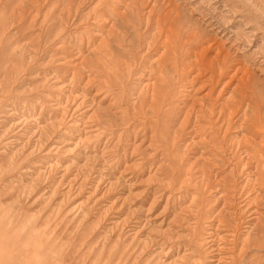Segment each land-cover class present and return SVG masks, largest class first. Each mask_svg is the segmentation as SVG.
<instances>
[{"label": "rangeland", "instance_id": "rangeland-1", "mask_svg": "<svg viewBox=\"0 0 264 264\" xmlns=\"http://www.w3.org/2000/svg\"><path fill=\"white\" fill-rule=\"evenodd\" d=\"M210 23L244 65L264 60V0H0L6 264L35 246L69 264H264V160L238 145L242 111L227 128L234 83L192 80Z\"/></svg>", "mask_w": 264, "mask_h": 264}, {"label": "bare ground", "instance_id": "bare-ground-1", "mask_svg": "<svg viewBox=\"0 0 264 264\" xmlns=\"http://www.w3.org/2000/svg\"><path fill=\"white\" fill-rule=\"evenodd\" d=\"M127 5V4H126ZM176 6H174L175 8ZM122 8V7H121ZM128 8V7H127ZM126 8V9H127ZM125 9V8H124ZM125 9V10H126ZM122 10V9H121ZM124 10V12H126ZM149 11H152L149 10ZM171 11V9H170ZM177 11V10H176ZM119 12V10H118ZM123 12V11H122ZM153 12V11H152ZM151 12V13H152ZM166 14L164 13V17H166L167 11H165ZM120 13V12H119ZM150 14V12H148ZM161 13V12H160ZM176 13V12H175ZM178 13V14H177ZM176 14L179 15V12H177ZM114 14V13H113ZM122 14V13H121ZM124 14V13H123ZM122 14V15H123ZM126 14V13H125ZM128 14V13H127ZM159 14V13H158ZM175 14V15H176ZM120 15V16H122ZM160 15V14H159ZM176 15V16H177ZM48 16V15H47ZM116 16V15H114ZM158 16V15H157ZM169 16V15H168ZM167 16V17H168ZM46 17V16H45ZM129 17V16H128ZM147 17V14H146ZM149 17V15H148ZM147 17V18H148ZM162 17H163V13H162ZM172 17V16H171ZM173 17H175L173 15ZM173 17L171 19H173ZM47 18V17H46ZM106 18V17H104ZM120 17H118L119 19ZM122 18V17H121ZM150 18H153L150 17ZM159 18V16H158ZM123 19V18H122ZM155 19V18H154ZM162 19V18H161ZM167 19V18H166ZM152 19H149V21ZM156 20V19H155ZM159 20L158 19V25L159 24ZM165 20V19H163ZM198 20V19H197ZM213 20V19H212ZM157 21V20H156ZM168 21V20H167ZM170 21V20H169ZM174 21V20H173ZM105 22H110V28H112V22L109 20H105ZM201 22V21H200ZM215 22V21H214ZM107 23V24H108ZM161 23V22H160ZM163 23V22H162ZM161 23V24H162ZM167 23V22H166ZM208 23V22H207ZM115 24V23H114ZM173 24V23H172ZM164 25V24H163ZM170 25V24H169ZM214 25V24H213ZM212 23L207 24V28L210 31V37L207 39V41L205 43H201V45L198 47V49L196 51L193 52V56H191L190 58H192L189 62L193 63V65H196V70L197 73L196 75H194L192 78V80H194L196 77H202L204 76V70L208 71L207 75L209 74L207 80L211 81L213 83H218L221 79L223 78H228L227 82H225V85H229V84H233L234 86L232 87V89L229 92V95H231V99H233L232 102V107H228L231 110L226 113V117L229 114V118L227 120V128L230 127V123L232 122V118L234 117L235 114H238L240 111V115H239V128H241L243 131H247L249 132V134H241L238 137V145L241 146L244 149V153L247 159H252L254 158L257 166L259 161L264 160V83H261V77L264 79V60H260V62H256L253 61L252 59L249 61L248 60V66L244 65L240 59H245L248 58L246 55L244 56L243 54H239V49L242 48L241 44L238 46H235V44L232 40H229V38H226V40H222V38L226 35L222 32L224 31H219L221 28L220 26L216 25L217 27H215V25L213 26ZM109 27V26H108ZM169 27V26H168ZM105 28V27H103ZM217 28V29H216ZM170 31H172L171 29H168ZM216 30V31H215ZM224 30V29H222ZM98 31V30H97ZM113 31V30H112ZM107 32V31H106ZM109 32V31H108ZM162 31H161V35H162ZM165 33V31H164ZM167 33V32H166ZM171 33V32H170ZM173 33V32H172ZM111 34V32H110ZM114 34V32H113ZM159 34V33H158ZM175 34V33H174ZM247 34V33H246ZM250 35V33H248ZM253 34V33H252ZM251 34V36H252ZM108 38H109V33L107 34ZM168 36L170 34H167ZM166 35V36H167ZM177 35V34H176ZM179 35V34H178ZM249 35L247 37H245V42H244V48L245 46H248V48L246 49V52H248V50L252 49V47L254 46V42L255 40H252ZM254 35V34H253ZM111 36V35H110ZM171 37V36H170ZM179 37V36H178ZM177 37V39H178ZM253 37V36H252ZM104 38H107L104 36ZM112 38V37H111ZM157 38V37H156ZM159 38V37H158ZM165 38V37H164ZM172 38V37H171ZM175 38V37H174ZM110 39V38H109ZM108 39V40H109ZM167 39V38H166ZM177 39L176 42H177ZM264 39V38H263ZM179 40V39H178ZM181 40V39H180ZM169 41H172L171 39ZM264 41V40H263ZM103 42V41H102ZM105 42V40H104ZM172 41V45H173ZM107 43H110L107 42ZM169 43V42H168ZM100 44H104V43H100ZM112 44V43H111ZM166 44V43H165ZM175 44V43H174ZM238 44V43H237ZM109 45V44H108ZM164 44H162L161 46H163ZM170 45V44H168ZM167 45V46H168ZM100 46V45H99ZM166 46V45H165ZM164 46V47H165ZM111 47V46H110ZM100 48V47H99ZM151 48V47H150ZM162 48V47H161ZM261 50V54L262 57L264 58V42L262 43V45L260 47ZM147 49V48H146ZM149 49V48H148ZM164 49V48H163ZM100 51V49H98ZM104 50V49H103ZM170 50V48H169ZM242 50V49H241ZM245 50V49H244ZM161 51V50H160ZM171 51V50H170ZM169 51V52H170ZM182 51V50H181ZM179 51V54L180 52ZM101 52V51H100ZM138 52V51H137ZM162 52V51H161ZM102 53V52H101ZM141 53V52H140ZM168 53L167 49L165 48L164 51L162 52V54L158 57V59L156 60L157 62H160L161 60H163L165 54ZM172 53V52H171ZM189 53L190 50L187 53V56L189 58ZM137 54V53H136ZM176 54V53H175ZM248 54V53H247ZM158 55V54H157ZM170 55V53H169ZM177 56V55H176ZM154 57V56H153ZM255 57V56H254ZM143 58V57H142ZM156 58V57H155ZM184 59V58H183ZM237 60V63L235 65H232L230 63V60ZM254 59V58H253ZM260 59V58H259ZM262 59V58H261ZM123 60V59H122ZM136 60V59H135ZM165 60V58H164ZM169 60V59H168ZM178 60V59H177ZM176 60V62H177ZM182 61V60H181ZM125 62V61H123ZM162 62V61H161ZM100 64V63H99ZM119 64V63H118ZM136 64V63H135ZM164 64V63H163ZM204 64L206 66V68H208L209 70H207L206 68L203 67ZM161 65V64H160ZM179 65V63H178ZM172 67V66H171ZM134 71V70H133ZM152 71V70H151ZM132 74V73H131ZM159 74V73H158ZM129 76V75H128ZM164 76V75H163ZM165 77V76H164ZM152 78V77H151ZM150 79V78H149ZM155 80V78H153V81ZM162 80V79H161ZM155 83V82H154ZM159 83V82H158ZM227 83V84H226ZM160 84V83H159ZM153 85V83L151 84ZM223 85V87L225 86ZM262 85V86H261ZM258 86V87H257ZM222 87V88H223ZM152 88V87H151ZM157 88V87H156ZM222 88L220 89V91L222 90ZM151 90V89H150ZM251 91L252 95H247L246 92L247 91ZM208 91V90H207ZM155 92V91H154ZM155 95V94H154ZM203 95V94H202ZM236 96H238L236 98ZM194 101L199 103V106H203V102H204V96H200L197 99L193 98ZM197 105V104H196ZM194 106V105H193ZM213 106V105H212ZM197 108V107H196ZM195 108V109H196ZM212 108V107H211ZM206 107L207 112L209 111L210 114V121L212 119V123L214 124L213 121V114L214 111L213 109ZM204 109V108H203ZM222 109V108H221ZM220 109V110H221ZM197 111H199V108L197 109ZM187 116V115H186ZM205 114L201 115L199 114L197 118H205L204 117ZM225 117L223 119V121H225ZM222 121V122H223ZM222 125V123H221ZM195 129V128H194ZM197 130V129H195ZM194 130V132H195ZM190 135V134H189ZM259 135V137H258ZM232 138V137H231ZM258 138V139H257ZM234 139V137H233ZM237 139V138H236ZM130 141V140H129ZM196 142V141H195ZM198 142V141H197ZM234 142V141H233ZM237 143V142H236ZM191 146V145H190ZM196 149V148H195ZM214 149V148H213ZM242 150V149H240ZM254 152V153H252ZM149 153V152H148ZM201 153V152H200ZM243 153V152H242ZM96 154V153H95ZM101 154V153H100ZM199 155V154H198ZM193 160V159H192ZM162 162V161H161ZM201 164V163H200ZM204 167V166H203ZM218 167V166H217ZM131 168V167H130ZM204 169V168H203ZM126 170V169H125ZM206 171V170H205ZM126 173V172H125ZM204 174V173H203ZM122 175V174H121ZM212 175V174H211ZM120 176V174H119ZM213 177V176H212ZM125 182V181H124ZM216 185V184H215ZM215 187V186H214ZM254 187V186H253ZM218 188V187H217ZM217 190V189H216ZM126 194V193H125ZM221 195V194H220ZM261 198V197H260ZM152 201V200H151ZM111 203V202H110ZM235 210V209H234ZM257 212V211H256ZM259 212V211H258ZM264 216V215H263ZM218 217V216H217ZM117 219V218H116ZM121 220V219H120ZM254 224V223H253ZM134 225V224H133ZM167 232V231H166ZM177 234H179L177 232ZM185 234V233H184ZM176 236V235H175ZM243 238V237H242ZM148 242V241H147ZM155 247V246H154ZM263 248V247H262ZM258 249V248H257ZM261 249V248H260ZM178 250V249H177ZM256 250V249H255ZM254 251V250H253ZM201 252V251H200ZM160 256V255H159ZM163 257V256H162ZM216 258V257H215ZM218 261V260H217ZM223 262V261H222ZM181 263V262H180ZM245 263V262H243Z\"/></svg>", "mask_w": 264, "mask_h": 264}, {"label": "crops", "instance_id": "crops-1", "mask_svg": "<svg viewBox=\"0 0 264 264\" xmlns=\"http://www.w3.org/2000/svg\"><path fill=\"white\" fill-rule=\"evenodd\" d=\"M2 227L1 223H0V228ZM2 230H0V250L1 247L4 245L2 243ZM25 247L29 248V245H25ZM40 250V247L35 246L33 250H31V252L33 253H29V252H23L22 255V260H21V264H69L68 261L66 262L67 259L64 260V258L62 257L61 260H63L62 262H58L55 261L54 259H50L49 257L46 256V254H44V259H40L38 257V251ZM2 253V252H1ZM2 257V258H1ZM0 258V264H6V260H5V255L3 254V256H1Z\"/></svg>", "mask_w": 264, "mask_h": 264}]
</instances>
